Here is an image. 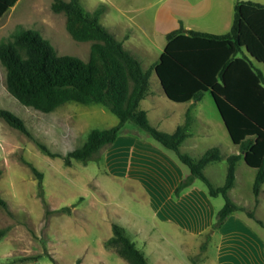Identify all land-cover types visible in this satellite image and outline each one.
Here are the masks:
<instances>
[{
  "label": "rangeland",
  "instance_id": "374dc122",
  "mask_svg": "<svg viewBox=\"0 0 264 264\" xmlns=\"http://www.w3.org/2000/svg\"><path fill=\"white\" fill-rule=\"evenodd\" d=\"M148 1L140 0L138 4L146 5ZM52 2L19 0L0 20V40L9 38L16 27L22 25L40 33L59 55L88 60L91 42L73 39L66 28L65 14L55 13ZM101 2L81 0L83 8L89 12L103 7ZM146 67L144 64L143 68ZM148 94L142 107L149 110L152 125L158 127L160 116L164 115L168 120L160 129L172 133L178 124L185 121L188 104L168 99L155 72L150 75ZM0 108L21 117L33 136L28 137L0 117V195L8 203L7 209L0 206V230L6 229L0 239V264H129L114 248L105 245L113 235V223L124 227L128 237L146 253L150 262L157 264L156 234L159 225L169 228L170 224L161 223L156 217L158 202L167 198L168 185L166 181L164 185L158 182L156 171L160 166L168 169L170 165L177 164L181 173L186 171L190 174L174 152L128 122L118 137L117 145L118 140L87 163L73 160L71 165H66L61 157L46 154L36 141L45 144L52 152L66 154L81 147L92 128L113 127L118 124V118L97 105L68 103L51 113L27 107L8 91L6 70L1 63ZM193 110L198 122H193L189 130L192 129L191 135L198 138L199 144L197 148L192 147L195 148L192 155L199 158L209 148L217 147L224 157L204 169L215 187L225 182L227 156L241 155L229 197L244 210L227 219L229 223L222 234L221 227H214V224L218 211L225 205L223 196L211 197L200 179H196L189 191L186 188L179 196L174 189L170 194L174 202L181 195L195 191L193 195L198 202V213L205 209L206 218L211 215L209 226L204 220L195 219L196 223L189 230L197 236L175 240L180 245L177 243L179 246L174 252L177 264H221L219 253L222 249L228 251L225 256L229 257L232 252L239 254L248 248L264 249V226L247 213L254 211L256 218L264 223V184L256 203L253 193L256 172L245 163L239 146L231 141L210 92L205 93ZM193 118L196 121L194 114ZM123 139L138 140V147L154 145L166 155L160 156L149 149L143 155L132 154L124 148L120 141ZM185 145L196 146V143L187 141ZM25 161L43 172L44 197L47 207L54 213L46 215V206L39 195L38 178ZM60 209L63 210L56 212ZM181 223L185 225V222ZM237 257L242 260L247 255Z\"/></svg>",
  "mask_w": 264,
  "mask_h": 264
},
{
  "label": "trees",
  "instance_id": "16d2710c",
  "mask_svg": "<svg viewBox=\"0 0 264 264\" xmlns=\"http://www.w3.org/2000/svg\"><path fill=\"white\" fill-rule=\"evenodd\" d=\"M18 1L0 0V20ZM52 10L65 14L66 28L73 39L91 42L89 59L59 55L40 33L19 25L9 38L0 40V63L6 70L8 91L21 104L43 113H51L68 103L97 105L115 115L119 122L110 128H92L84 144L66 154L52 152L36 141L41 150L51 157H61L66 165H71L73 160L87 163L103 148L116 142L126 123H134L173 151L189 168L190 174L175 188L177 196L200 179L211 197H224L225 205L218 211L214 224V227H222L232 214L244 210L229 197L241 155L226 158L225 182L215 187L204 169L224 158L220 149L209 148L199 158L180 149L194 122V104L187 110L185 121L173 133L153 126L147 111L141 107L149 93L150 75L157 72L162 87L173 102H198L210 92L234 144L239 146L244 160L256 172L253 193L258 203L264 184V4L236 0L232 28L222 35L185 30L181 22L180 28L166 35L167 44L151 70H144L139 59L101 23L103 7L89 12L83 8L81 0H53ZM0 117L33 138L24 120L14 112L0 108ZM25 163L38 178L46 215L54 213L47 207L44 197L43 172L31 162ZM0 206L8 208L1 195ZM247 213L264 226L254 211ZM5 232L6 229L0 230V239ZM112 232V237L105 242L106 247L114 248L129 264H151L128 237L124 227L113 223Z\"/></svg>",
  "mask_w": 264,
  "mask_h": 264
},
{
  "label": "crops",
  "instance_id": "0c3cea01",
  "mask_svg": "<svg viewBox=\"0 0 264 264\" xmlns=\"http://www.w3.org/2000/svg\"><path fill=\"white\" fill-rule=\"evenodd\" d=\"M139 1L140 0H102L101 6L106 7V9H103L100 21L103 20L105 23H101L106 26L118 40L123 42L127 50L139 59L142 67L144 64H147V69L143 68L144 70L152 68L159 61L167 44L166 35L180 28L181 22L184 24L185 30L192 29L216 35L228 33L232 28L236 3V0H150L146 5H139ZM245 1H254L264 4V0ZM107 16L109 21H107ZM148 96L149 94L147 97ZM201 100L198 102H201ZM198 102L190 101L189 103H184L188 104V108L185 111H187L192 104L195 105ZM143 109L147 111L149 118V110ZM192 112L196 117V121L194 120V122H198V117L193 108ZM167 120L168 118L166 116H160L157 123L159 128H157H163L162 126L166 125ZM191 132L192 129L188 131V136L182 143L180 149L182 152L195 157L192 155L191 151L198 147L199 141L195 135H191ZM120 141L125 145L124 148L132 154L137 152L139 155H143L146 150L149 149L158 152L160 156L166 155L151 144H147L146 147L142 144L138 147L136 144L138 140L136 139H123ZM187 141H191L193 144L196 143V146L185 145ZM117 143H119V140L116 142V145ZM175 165L176 166L170 165L168 169L160 166V169L156 171L158 182L164 185L166 181L168 184L166 189L167 198L158 202L156 217L161 223L170 224L169 228H163L159 225L160 229L156 234V239H158L157 244H155L157 264H177V257L174 250L177 248L176 246L180 244L177 242L178 245L175 240L196 237L197 233L189 229L192 228V224H195L198 219L204 220L205 224L208 226L211 224V215L206 218L205 209H201L198 213V202L195 195H193L195 191H190L187 194L181 195L175 202L172 200L170 194L177 187L183 176L185 174V177L188 175L186 171L185 174L181 173V168H179L177 164ZM190 187H188V191ZM181 221L185 222V225H182ZM228 223L229 220L223 224L220 233L223 234ZM261 248L262 247L244 249L241 251L242 254L232 252L233 255L231 257L225 256V254H228V251L222 249L219 253V259L222 262L221 264H264V249ZM144 254L146 255L145 252ZM243 254L247 255V257H243L242 260L237 257ZM146 257L149 260L147 255Z\"/></svg>",
  "mask_w": 264,
  "mask_h": 264
},
{
  "label": "water",
  "instance_id": "95a60500",
  "mask_svg": "<svg viewBox=\"0 0 264 264\" xmlns=\"http://www.w3.org/2000/svg\"><path fill=\"white\" fill-rule=\"evenodd\" d=\"M156 75L158 76V74H157V72H156ZM159 78V77H158ZM159 81H160V79H159ZM160 83H161V81H160ZM163 88V87H162ZM163 90H164V88H163ZM164 92H165V90H164ZM165 94H166V92H165ZM166 96H167V94H166ZM168 97V96H167ZM221 118H222V116H221ZM222 120H223V118H222ZM224 122V121H223ZM225 124V123H224ZM225 127H226V125H225ZM226 129H227V127H226ZM228 133H229V131H228ZM229 136H230V133H229ZM230 138H231V136H230ZM231 141L233 142V140H232V138H231ZM234 143V142H233ZM245 161V163L247 164V162H246V160H244ZM248 165V164H247ZM249 166V165H248Z\"/></svg>",
  "mask_w": 264,
  "mask_h": 264
}]
</instances>
